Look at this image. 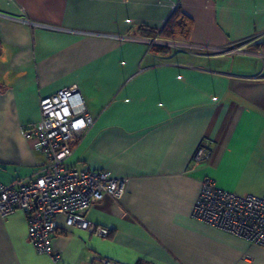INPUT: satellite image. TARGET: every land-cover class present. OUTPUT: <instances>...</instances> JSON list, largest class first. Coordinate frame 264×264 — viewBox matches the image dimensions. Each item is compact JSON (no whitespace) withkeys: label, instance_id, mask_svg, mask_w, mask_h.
Wrapping results in <instances>:
<instances>
[{"label":"crops","instance_id":"0c3cea01","mask_svg":"<svg viewBox=\"0 0 264 264\" xmlns=\"http://www.w3.org/2000/svg\"><path fill=\"white\" fill-rule=\"evenodd\" d=\"M178 7L193 20L188 41L160 36ZM0 11L79 31L0 18V181L43 169L46 157L24 131L38 123L42 98L71 85L95 123L65 166L128 179L120 200L88 212L108 238L57 216V262L36 253L24 211L0 215V264H99L95 255L118 264H264V248L193 216L205 179L264 195V0H0ZM201 141L210 157L195 164Z\"/></svg>","mask_w":264,"mask_h":264},{"label":"built area","instance_id":"2783aa9c","mask_svg":"<svg viewBox=\"0 0 264 264\" xmlns=\"http://www.w3.org/2000/svg\"><path fill=\"white\" fill-rule=\"evenodd\" d=\"M0 18L32 27L76 31L3 11H0ZM104 36L122 38L115 34ZM166 44L178 48L190 46L175 41H167ZM227 50L235 52L241 49ZM94 123L95 118L88 113L77 85L42 98L38 123L33 130L24 132L29 138H35L36 148L45 155L43 169L34 176L18 179L11 184L0 181L1 217L7 219L17 210L24 211L28 222V239L36 253L51 256L56 262L60 260V253L53 248L52 238L57 216H64L65 224L69 227H78L106 239L110 236V229L92 222L88 212L94 204L107 197L120 200L127 190L128 179L116 177L106 169L65 166L66 159L73 151L72 143L80 141ZM209 157L210 149L201 141L192 162L201 163ZM193 216L264 248V195L233 193L219 187L211 179H205L201 183ZM93 260L99 264H118L97 255Z\"/></svg>","mask_w":264,"mask_h":264},{"label":"trees","instance_id":"16d2710c","mask_svg":"<svg viewBox=\"0 0 264 264\" xmlns=\"http://www.w3.org/2000/svg\"><path fill=\"white\" fill-rule=\"evenodd\" d=\"M192 30L193 20L178 7L161 30L160 36L188 41Z\"/></svg>","mask_w":264,"mask_h":264},{"label":"rangeland","instance_id":"374dc122","mask_svg":"<svg viewBox=\"0 0 264 264\" xmlns=\"http://www.w3.org/2000/svg\"><path fill=\"white\" fill-rule=\"evenodd\" d=\"M243 46H245V45H243ZM243 46H240V45H239V46H237V47H230V48H232V49H233V48H234V49L240 48V49H241V48H243ZM180 49L185 50V49H192V48L186 47V48H180Z\"/></svg>","mask_w":264,"mask_h":264}]
</instances>
